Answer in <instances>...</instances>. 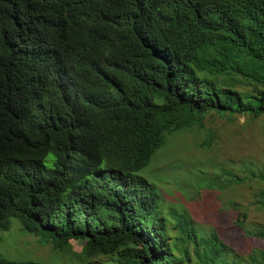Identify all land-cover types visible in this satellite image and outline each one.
<instances>
[{
	"label": "trees",
	"instance_id": "16d2710c",
	"mask_svg": "<svg viewBox=\"0 0 264 264\" xmlns=\"http://www.w3.org/2000/svg\"><path fill=\"white\" fill-rule=\"evenodd\" d=\"M210 113L264 117V0H0V231L15 219L67 264H243L186 212L168 228L138 174ZM238 170L212 181L264 185ZM246 236L264 264V228Z\"/></svg>",
	"mask_w": 264,
	"mask_h": 264
},
{
	"label": "rangeland",
	"instance_id": "374dc122",
	"mask_svg": "<svg viewBox=\"0 0 264 264\" xmlns=\"http://www.w3.org/2000/svg\"><path fill=\"white\" fill-rule=\"evenodd\" d=\"M204 127L167 136L150 163L138 172L155 185L161 214L172 225L169 212H186L192 227L201 236L215 233L227 246L226 258L245 264L254 247V239L246 236L264 228V209L253 204V194L263 188L256 181L232 183L219 188L212 176L231 170L239 177L238 167H264V117L228 118L216 113L206 115ZM246 212L242 227L237 216ZM173 232V231H171ZM172 234V233H171ZM264 247V242H260ZM69 256H77L82 243L70 242ZM0 254L13 261L30 260L40 264H67L68 255L41 244L37 237L24 232L13 219L11 227L0 231ZM113 257L97 256L91 264H112Z\"/></svg>",
	"mask_w": 264,
	"mask_h": 264
}]
</instances>
